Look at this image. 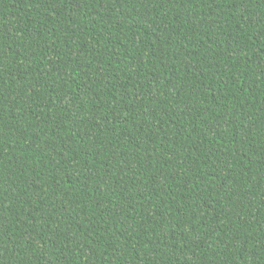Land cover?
I'll list each match as a JSON object with an SVG mask.
<instances>
[{
    "label": "trees",
    "instance_id": "obj_1",
    "mask_svg": "<svg viewBox=\"0 0 264 264\" xmlns=\"http://www.w3.org/2000/svg\"><path fill=\"white\" fill-rule=\"evenodd\" d=\"M0 264H264V0H0Z\"/></svg>",
    "mask_w": 264,
    "mask_h": 264
}]
</instances>
